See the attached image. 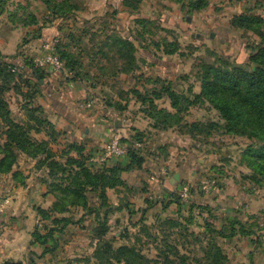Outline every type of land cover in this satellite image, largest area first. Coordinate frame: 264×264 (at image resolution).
I'll use <instances>...</instances> for the list:
<instances>
[{
	"label": "rangeland",
	"instance_id": "obj_1",
	"mask_svg": "<svg viewBox=\"0 0 264 264\" xmlns=\"http://www.w3.org/2000/svg\"><path fill=\"white\" fill-rule=\"evenodd\" d=\"M22 12L12 8L18 24L31 30L12 34V55L0 57V98L9 120L37 127L33 114L54 122L53 130L42 125L31 133L65 166L56 173L68 177L65 184L77 168L67 161L78 157L71 143L83 145L87 166L117 165L114 159L99 164L101 143L59 121L68 107L105 119L106 142L123 139L144 163L106 189V205L100 190L86 188V207L70 204L73 195L65 193L57 206L62 212L48 207L46 218L36 214L43 203L39 191L14 193L12 179L0 175V264H101L98 249L105 241L113 264H195L215 247L224 264H264V119L250 108H235L240 118L231 115L223 101L239 105L242 97L223 81L208 85L222 70L219 58L253 69L249 56L261 47L257 26L232 23H240L235 17L261 19L264 33V0H32ZM45 41H55L69 68L38 70L44 76L38 87L30 69ZM3 125L0 118V132ZM45 157L42 147L33 159L20 153L16 168L26 176L36 160L37 171L51 181ZM104 212L108 232L98 237ZM62 217L73 223L60 232L62 221L54 219ZM232 222L252 234L220 238L208 229ZM52 229L54 240L45 246L51 251L44 254L32 233Z\"/></svg>",
	"mask_w": 264,
	"mask_h": 264
},
{
	"label": "trees",
	"instance_id": "obj_2",
	"mask_svg": "<svg viewBox=\"0 0 264 264\" xmlns=\"http://www.w3.org/2000/svg\"><path fill=\"white\" fill-rule=\"evenodd\" d=\"M203 5H205V3H203ZM190 6L197 8L196 5ZM235 19L240 20V23L236 24L235 22H233L232 25L234 27L248 29L252 27L253 22L257 26V29L254 30L258 33V36L261 41V47L255 54L249 56L248 62L250 65H252L253 69L250 71L247 70L246 72L241 70V68L239 67H231L228 62L223 61V59L219 58V64L221 65L222 70L219 71V75L218 77H216L213 83H208V85H215L219 81H223L225 87L231 90L234 95H240L242 97L240 100H238L239 105L236 103H229L228 99H225L223 101V105H225V108H227L228 110L232 109L235 111L234 113L232 112L231 115H235L240 118L242 116V113L240 112V110L237 111L235 108H243L248 112H250L248 110V108H250L252 112L254 111L255 113H257V115H260L261 118L264 119V33H262L259 29V26L261 23H263V20L247 17H235ZM55 47L56 53L63 63L62 70H64L65 68H69V65H67V63L64 61V57L62 56V53L56 43ZM1 56H3V54L0 53V57ZM38 70L42 72L45 71L36 67V69H30V75L36 78V84L38 87H40L41 85L39 84V81H41L44 76ZM44 73H46V71ZM221 94L223 95V92H221ZM173 106H175V104ZM8 114L9 113L5 107V103L0 98V118H3V120L5 121V125H3V128L0 132V139L2 136L4 137L2 143L0 141V175H6V177L8 175V177L10 176L9 178L12 179L15 183L24 185L26 176H23L22 173H20L19 169L16 168L18 166L17 161L19 158V154L24 153L25 155L33 159L38 153L39 147H42L43 152H46V157L44 158V160H47L48 162L46 165H44V167L49 169L48 172L51 175L50 176L48 174V177H51V181L42 178V183H44L46 186V193H50L55 197L54 202L50 206V208H54V212H62V210L59 211V209H57V206L59 204V201L64 200L65 193L73 195V197L71 196L72 200L70 201V204L86 207V197L82 193L83 191H85L84 189L86 188L92 189L96 192L97 190H100L98 196L102 199L103 205H106V189L115 188L117 187V185L123 184L121 173H123L124 171L139 169L144 163V159L137 152L138 149H136V147L129 146L128 144H126V141L121 139V142L127 146V163L122 166L113 165L111 167H106L107 169H104L102 167L101 171H98L99 169L93 168L94 166H87L85 164L86 162L82 157L84 156L83 152L85 150L83 145L71 143L69 150L70 148H72L71 150L74 151L76 155H78V157H75L74 159L69 158L67 161L76 163L75 167L77 168L76 171H73L74 174H72L69 178V182L65 184L64 182L68 179V177L64 178L63 175L59 177L58 175H56L57 170L65 172V166H63L62 163L54 159L55 156L53 157L52 151L49 147L46 146L45 141L39 142L35 140L32 137L31 133H39V128L42 125H45L48 129L53 130V124L49 120L47 121V118L43 119L41 117H36L35 115L31 114L33 120L35 121V124H37V127L36 125L24 126V124H19L15 121L9 120ZM261 132L264 134V129ZM261 147L264 148V140L262 141ZM34 166L37 168L39 167V165H37L36 160ZM109 208V206L106 208L107 213L109 212ZM95 210L96 209H90L87 212L94 213ZM46 212V209L37 206L36 214L38 216L46 218L48 217V214ZM98 219L99 224L96 230L98 232V237H103L108 232L106 213L104 212L101 218H99L98 216ZM60 221H62L60 232L73 223L72 219L68 217L54 219L55 223H59ZM208 229L213 233V236H217L220 238H231L237 234H240L242 236H249L252 234V232L246 230L241 226L239 227V229H236L235 222H232L228 227H224L221 230L211 228L209 226ZM54 231L57 230H49L44 235L38 231L32 233V236H34L33 242L44 246V249L42 251V253L44 254L51 251L50 248L45 246L47 245L49 240H54ZM111 248V244L105 241L103 247L98 249V251L104 257V260L101 264H113L110 260V257L106 254L111 250ZM124 249L125 247H120L116 250V252L119 253ZM215 249L217 250L214 251V253H207V257H205L206 261L196 262L195 264H224L225 257L222 255L218 247H215ZM1 264L22 263L20 261H5Z\"/></svg>",
	"mask_w": 264,
	"mask_h": 264
},
{
	"label": "crops",
	"instance_id": "obj_3",
	"mask_svg": "<svg viewBox=\"0 0 264 264\" xmlns=\"http://www.w3.org/2000/svg\"><path fill=\"white\" fill-rule=\"evenodd\" d=\"M31 1L32 0H0V53L1 54L12 55V34H16V35L22 34L21 36H23V34L31 30V27L29 26L18 24V21L21 22V19H19V15H16L15 18L14 15H12V8H15V10H17L18 12H22V10L25 11V9H27V6H29ZM12 20L14 22V25H17V27L14 28L12 27ZM15 49H16V45L14 46L13 51ZM73 104H75V102ZM89 105L90 104H88L87 106ZM75 111L76 112H74L73 110L70 109V107H68V109L64 111L62 115L59 116V121H61L63 125L65 121L70 125L72 124L71 130L74 131L73 133L75 135H78L80 132V137L82 139L91 138L95 144L101 143L103 147L105 144L104 141L106 142L108 140L107 135L109 132L106 120L98 117L92 111L83 110V108L82 111L79 110H75ZM59 121H57V123H60ZM114 125L116 128L118 127V123L115 122ZM113 163H117V165L122 166L127 163V157L124 156L120 159H116ZM34 165H35V161H32V164L30 166L33 167ZM32 170L33 171H27L26 173V179H27V180L25 179V181L27 182L26 184L20 185L12 180V184H13L12 192L18 193L21 190H25L26 191L25 196L27 197L39 191L43 203L36 205L41 208L47 209L52 205V203L55 200V197L50 193H46L47 192L46 186L45 184L42 183V178H43L42 172L37 171V169H32ZM7 178L8 180L10 179L9 177ZM32 178L35 179L34 180L35 184L33 182V185H28L29 181Z\"/></svg>",
	"mask_w": 264,
	"mask_h": 264
},
{
	"label": "built area",
	"instance_id": "obj_4",
	"mask_svg": "<svg viewBox=\"0 0 264 264\" xmlns=\"http://www.w3.org/2000/svg\"><path fill=\"white\" fill-rule=\"evenodd\" d=\"M36 67L48 73L61 71L63 63L56 53L55 41H45L41 44V53L33 59ZM127 146L121 142L119 137H112L102 147L101 153L96 157L99 164L126 156Z\"/></svg>",
	"mask_w": 264,
	"mask_h": 264
},
{
	"label": "water",
	"instance_id": "obj_5",
	"mask_svg": "<svg viewBox=\"0 0 264 264\" xmlns=\"http://www.w3.org/2000/svg\"><path fill=\"white\" fill-rule=\"evenodd\" d=\"M41 82V81H40ZM174 178H177V175H174ZM171 182H173L174 181V179H171L170 180Z\"/></svg>",
	"mask_w": 264,
	"mask_h": 264
}]
</instances>
